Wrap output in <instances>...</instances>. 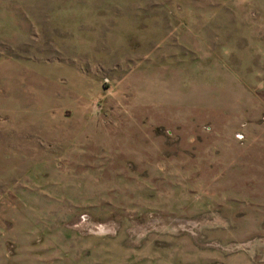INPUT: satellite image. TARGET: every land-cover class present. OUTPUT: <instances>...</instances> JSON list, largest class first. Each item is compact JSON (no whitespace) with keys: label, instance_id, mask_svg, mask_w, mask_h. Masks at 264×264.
<instances>
[{"label":"rangeland","instance_id":"1","mask_svg":"<svg viewBox=\"0 0 264 264\" xmlns=\"http://www.w3.org/2000/svg\"><path fill=\"white\" fill-rule=\"evenodd\" d=\"M0 264H264V0H0Z\"/></svg>","mask_w":264,"mask_h":264}]
</instances>
